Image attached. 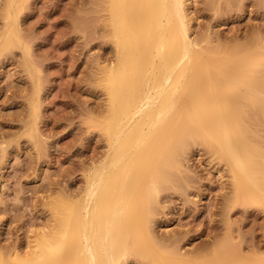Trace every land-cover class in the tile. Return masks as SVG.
<instances>
[{"label": "rangeland", "instance_id": "374dc122", "mask_svg": "<svg viewBox=\"0 0 264 264\" xmlns=\"http://www.w3.org/2000/svg\"><path fill=\"white\" fill-rule=\"evenodd\" d=\"M5 8L0 0V41ZM185 10L190 39L201 45L264 49V0H185ZM102 15L99 0H23L16 24L21 43L0 50L5 264L32 250L38 230L53 224L49 203L77 199L89 170L108 150L100 67L112 46ZM250 130L264 148V119ZM175 167L143 216L156 246L188 264H263L264 208L231 203L233 181L225 162L191 141L178 151ZM121 264L149 263L130 255Z\"/></svg>", "mask_w": 264, "mask_h": 264}, {"label": "bare ground", "instance_id": "6f19581e", "mask_svg": "<svg viewBox=\"0 0 264 264\" xmlns=\"http://www.w3.org/2000/svg\"><path fill=\"white\" fill-rule=\"evenodd\" d=\"M21 1L6 0L0 50L21 43ZM99 7L112 46L100 67L108 150L77 199H52L51 228L38 230L32 250L10 264H121L130 255L188 264L156 246L143 216L191 141L225 162L233 205L264 208V148L250 130L264 119V49L191 40L185 0H99Z\"/></svg>", "mask_w": 264, "mask_h": 264}]
</instances>
